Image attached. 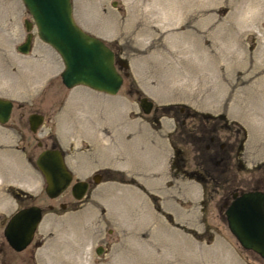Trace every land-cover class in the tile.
I'll return each mask as SVG.
<instances>
[{
    "label": "rangeland",
    "instance_id": "obj_1",
    "mask_svg": "<svg viewBox=\"0 0 264 264\" xmlns=\"http://www.w3.org/2000/svg\"><path fill=\"white\" fill-rule=\"evenodd\" d=\"M72 4L76 22L128 67L116 95L66 88L59 76L62 60L35 30L31 51L16 49L25 37V19L31 20L22 0H0V97L15 102L9 121L0 125V264H264L240 246L223 216L234 188L264 189V0ZM161 4L163 23L154 12ZM175 14L181 26L171 22ZM135 89L158 108L221 112L243 127L240 167L217 175L216 190L185 175L175 178L171 162L177 148L187 171L201 169L198 156L187 137L169 141L173 119L164 116L158 124L151 112L150 125L140 117L146 118L138 112ZM34 112L44 115L36 133L28 124ZM141 142L147 143L145 151ZM53 145L62 148L78 179L105 170L101 164L121 172L103 171L80 200L68 188L51 199L35 159ZM31 204L43 209L42 220L30 245L16 252L3 228L17 209ZM156 204L172 213V221ZM97 245L104 247L101 254Z\"/></svg>",
    "mask_w": 264,
    "mask_h": 264
},
{
    "label": "water",
    "instance_id": "obj_2",
    "mask_svg": "<svg viewBox=\"0 0 264 264\" xmlns=\"http://www.w3.org/2000/svg\"><path fill=\"white\" fill-rule=\"evenodd\" d=\"M31 16L25 20V40L17 46L20 53L30 51L33 30L41 41L50 45L60 56L63 69L62 83L67 88L86 86L110 95L117 94L124 75L117 64L128 67L127 61L117 59L113 49L101 38L82 29L73 16L72 0H22ZM140 107L149 113L153 102L144 96ZM13 102L0 97V123H6L11 115ZM43 116H29L30 129L35 132L42 123ZM35 164L45 180V193L50 198L59 196L70 184L72 175L65 165L59 149H44L35 159ZM98 181V176L94 177ZM88 184L79 181L72 186L76 199H81ZM225 220L231 234L240 246L264 260V192L244 191L234 194L225 209ZM42 208L30 205L17 209L7 220L3 235L8 245L16 252L24 250L33 240L35 231L42 220ZM96 253H102L98 247Z\"/></svg>",
    "mask_w": 264,
    "mask_h": 264
},
{
    "label": "flooded vegetation",
    "instance_id": "obj_3",
    "mask_svg": "<svg viewBox=\"0 0 264 264\" xmlns=\"http://www.w3.org/2000/svg\"><path fill=\"white\" fill-rule=\"evenodd\" d=\"M114 52L116 53V51H114ZM117 58H119V57L117 56ZM118 67H119V69H122L121 70L122 73H126V72H124L125 68L122 65L119 64ZM68 89H70V88H68ZM130 92H132L131 87L129 89V93ZM135 93L137 94V98H138V103H137V106L139 107L138 112L141 113V111H142V114H144V116L146 118H143L142 116H140V117L143 120L146 119L145 122L149 123L150 125H151V119L149 117V114L151 112L154 113V116H155L154 121L158 124H160L159 119L161 117L168 116L171 119H173V126L170 130V133L167 135L169 141L171 142V140H173V141L177 142V141H180L183 137H187L186 143H187V141H189L191 143L193 151H195L196 155L198 156L196 158L199 159L200 164L197 161V165L200 166L201 169H191V170L187 171L183 166V164H184V162H182L183 158L179 157V155L181 154L180 149L177 148L175 151V155H173V159L171 162V174L175 178L181 177L182 175H185L187 177H190L191 179H196L197 181H201L203 183H206V182L211 183V185L213 184L212 188L216 190L220 187V185L217 181L218 180L217 175L225 177L227 175L229 169L232 168L234 164L240 167L241 161L239 159V156L241 154V151L243 150V143L245 140L244 139L245 138V131L242 130L243 127L235 124L233 121L228 120L226 118V116L221 112H209V111L205 112V111H199L197 109H190V108H187L185 106L179 107V109L176 111V110H174L175 106L171 105V104H166L163 107L158 108L157 106H155L154 101L152 99H150L148 96H147L148 99L153 102V107L149 113H144L140 107V99L146 95L141 94L138 89H135ZM13 104H15V102H13ZM159 109H160V112L164 111V110L169 111L170 115L167 114L166 111H164L162 114L157 115V117H156V111ZM35 113L42 115L43 120H44V115L42 113L34 112L32 114H35ZM136 116H139V115H136ZM10 117H11V115H10ZM43 120H42V123L36 129L35 133L38 131V129L43 124ZM188 120H194V122L189 124ZM4 124L0 123V125H4ZM28 124H29V121H28ZM29 129H30V125H29ZM136 137H137V135H132V139H136L138 141V138H136ZM177 139H179V140H177ZM173 143L174 142H172L170 144L172 147L174 146ZM41 144H42L41 142H38V145H41ZM143 144L144 143H142V150L145 151L147 149V143L145 142L144 146H143ZM54 148L59 149L62 152L65 165L67 166L68 170L70 171V173L72 175V180H71V182L67 188L69 189V192L73 198H75V197L73 196V193H72V186L75 183H77L79 181L86 182L88 184V186H87V190H88V188L90 187L91 181L96 183L94 181V177L98 176V180L102 179L104 177V174H102L103 171L104 172L105 171L106 172L112 171V173H116V174L121 172L120 169L113 168V166L110 167L111 165H109V164H101V165L106 166V168H104L105 170H103L101 172L94 173L90 177V179H88V178L87 179H78L75 177V175L73 174L71 169L68 167L66 160H65V154H64V151L62 150V148L53 145L51 147H45L42 150L54 149ZM109 150H111V149H109ZM260 165L261 164L255 165L254 167L258 168ZM209 167H211V169H209ZM132 178L135 179L136 181H138L135 174H132ZM132 178L131 179H123L122 178L118 181H120V182H132L133 183L134 180ZM87 190H86V192H87ZM250 190H260V191L264 192L263 188L258 187V186H252L250 188H238L237 187V188H234L229 194L227 193L226 198H225V205H224V209H223L224 218H225V214H224L225 209L230 204V202L233 200V195L234 194L239 195L240 193H242L244 191H250ZM86 192H85V194H86ZM151 195H152L151 196L152 199L157 198L156 195H154V194H151ZM57 197H55V198H57ZM51 199H54V198H51ZM76 200H80V199H76ZM31 205H34V204H31ZM28 206H30V205H28ZM23 207H25V206H23ZM60 207H65V204L61 203ZM20 208H22V207H20ZM155 208H156V210H158V211L162 212L164 215H166V217L170 221H172V213L163 211L159 204H156ZM42 213H43V209H42ZM98 247L102 248V252L104 251V247L101 245H99V246L97 245V247L95 248V251Z\"/></svg>",
    "mask_w": 264,
    "mask_h": 264
},
{
    "label": "bare ground",
    "instance_id": "obj_4",
    "mask_svg": "<svg viewBox=\"0 0 264 264\" xmlns=\"http://www.w3.org/2000/svg\"><path fill=\"white\" fill-rule=\"evenodd\" d=\"M138 1H143V3L145 4L146 2H147V0H138ZM147 5L149 6H153L152 4H148L147 3ZM147 6V7H148ZM149 6V7H150ZM132 7V6H131ZM165 7V6H164ZM167 7V6H166ZM133 8V7H132ZM131 8V9H132ZM168 9V8H167ZM134 11V10H133ZM166 11V10H165ZM132 12V11H131ZM138 12V11H137ZM145 12H147V11H145ZM154 12H156L157 14H159V16H157L156 17V19H155V21H160V23L162 22H165L164 20H166L167 19V17H166V14H165V12H164V8H163V5L161 4V5H158V6H156V7H154ZM133 13V12H132ZM152 13V12H151ZM177 14H179V13H177ZM177 14H175V15H172V17H173V19L171 18V22H173V24H178V25H180L181 26V22H182V18H181V16H179L178 15V17H177ZM165 15V16H164ZM169 17V16H168ZM176 19V20H175ZM172 20H174V21H172ZM154 21V22H155ZM170 22V24H172ZM155 23H159V22H155ZM177 27V26H176ZM144 30H148V26H145V28H144ZM161 31H163V30H161ZM149 32V31H148ZM76 263V262H75ZM79 263V262H78Z\"/></svg>",
    "mask_w": 264,
    "mask_h": 264
}]
</instances>
